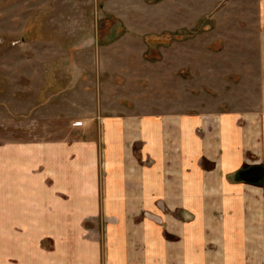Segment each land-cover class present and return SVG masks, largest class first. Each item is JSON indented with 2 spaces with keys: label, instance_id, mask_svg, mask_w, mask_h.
<instances>
[{
  "label": "crops",
  "instance_id": "0c3cea01",
  "mask_svg": "<svg viewBox=\"0 0 264 264\" xmlns=\"http://www.w3.org/2000/svg\"><path fill=\"white\" fill-rule=\"evenodd\" d=\"M229 4L247 24L239 108L67 116L68 138L38 141L17 138L37 101L7 91L0 264H264V0Z\"/></svg>",
  "mask_w": 264,
  "mask_h": 264
},
{
  "label": "rangeland",
  "instance_id": "374dc122",
  "mask_svg": "<svg viewBox=\"0 0 264 264\" xmlns=\"http://www.w3.org/2000/svg\"><path fill=\"white\" fill-rule=\"evenodd\" d=\"M229 8V0H0V113L9 89L36 100L17 138L52 141L68 138L67 116L95 123L239 108L247 24Z\"/></svg>",
  "mask_w": 264,
  "mask_h": 264
},
{
  "label": "water",
  "instance_id": "95a60500",
  "mask_svg": "<svg viewBox=\"0 0 264 264\" xmlns=\"http://www.w3.org/2000/svg\"><path fill=\"white\" fill-rule=\"evenodd\" d=\"M249 171H251V169H247V170H245V171H240V172L237 174V177H240V176L244 175L245 173H249ZM248 176H250V174H249ZM262 176H264V174H262V173L260 172L259 179H261Z\"/></svg>",
  "mask_w": 264,
  "mask_h": 264
}]
</instances>
